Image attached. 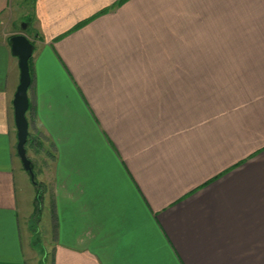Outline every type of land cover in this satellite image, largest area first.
Returning <instances> with one entry per match:
<instances>
[{
  "label": "crops",
  "instance_id": "1",
  "mask_svg": "<svg viewBox=\"0 0 264 264\" xmlns=\"http://www.w3.org/2000/svg\"><path fill=\"white\" fill-rule=\"evenodd\" d=\"M20 33L50 157L41 261ZM0 264H264V0H0Z\"/></svg>",
  "mask_w": 264,
  "mask_h": 264
},
{
  "label": "water",
  "instance_id": "2",
  "mask_svg": "<svg viewBox=\"0 0 264 264\" xmlns=\"http://www.w3.org/2000/svg\"><path fill=\"white\" fill-rule=\"evenodd\" d=\"M26 26H22V31ZM10 50L13 56L18 59L19 84L13 98L14 124L16 128V153L21 162L23 170L27 173L31 182H34V172L32 163L26 152V142L28 138V120L26 113L29 109L28 89L31 84L29 71V60L33 53V44L22 33L12 36L9 39Z\"/></svg>",
  "mask_w": 264,
  "mask_h": 264
},
{
  "label": "rangeland",
  "instance_id": "3",
  "mask_svg": "<svg viewBox=\"0 0 264 264\" xmlns=\"http://www.w3.org/2000/svg\"><path fill=\"white\" fill-rule=\"evenodd\" d=\"M22 26H26L25 29H27V22L24 19L19 20L18 26L15 28V30L17 32L21 31V29H22L21 27ZM30 135L34 136L33 139H35V140L38 139L39 140V137H37V135L31 134V133H30ZM25 148L27 149L28 158H29V160L32 163L33 170H34V172L36 174V180H37V176L40 173H43V171H45L46 169H48L47 168L48 167L47 164L50 163V157L48 155H45L46 152L42 151V149L38 148L37 151H35L34 148L30 147V145L25 146ZM23 172H25V171H23ZM26 176L27 175H26V172H25V178L27 179V182H28L27 183L28 189L32 190V193L34 192V195L32 194V196L34 197V196H36L35 195V191H34V186L30 182L29 178L26 177ZM44 187L47 188V186H44ZM29 196H30V194H29ZM40 203H41V206L43 207V211H41L42 212L41 221H40V224L38 225L39 229H38L37 242H36V245H35V251L39 255V258H40V261H41L45 257L44 248H46L47 245H48L47 238H49V237L52 238L53 231H52L51 225L49 226L48 230H45L46 229L45 226L48 225V223H49V209H48V205H47V198L45 197L43 199V197H42V201ZM29 224H30V220H29ZM32 226H34L33 223H32Z\"/></svg>",
  "mask_w": 264,
  "mask_h": 264
},
{
  "label": "trees",
  "instance_id": "4",
  "mask_svg": "<svg viewBox=\"0 0 264 264\" xmlns=\"http://www.w3.org/2000/svg\"><path fill=\"white\" fill-rule=\"evenodd\" d=\"M30 61H31V59L29 60V71L31 74V63H30ZM27 145H30V147L34 148L35 151H37L38 148L43 149L42 142H40L38 139L37 140L33 139V137L30 135L29 132H28V138H27V142H26V146ZM33 172H34V170H33ZM30 182H31V179H30ZM31 183L34 186L36 196L34 197V201H33V213L31 215L29 228H30L31 233H32V244H33V247H35L36 242H37V236H38L37 223L39 221V216H40L41 208H42L40 202L42 201V197H43V186L40 182H38L36 180L35 172H34V182H31ZM32 223L34 224V226H32Z\"/></svg>",
  "mask_w": 264,
  "mask_h": 264
}]
</instances>
